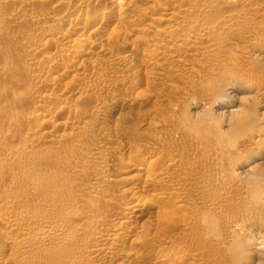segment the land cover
<instances>
[{
    "label": "bare ground",
    "instance_id": "6f19581e",
    "mask_svg": "<svg viewBox=\"0 0 264 264\" xmlns=\"http://www.w3.org/2000/svg\"><path fill=\"white\" fill-rule=\"evenodd\" d=\"M258 1L0 0L17 6L0 22H21L33 33L19 43L24 53L9 56L23 53L21 63H0V79L11 78L16 101L34 100L30 110H8L0 129V264H204L187 248L178 253L175 238L159 246L147 237L145 217L167 206L182 230L196 233L199 247L215 242V251H225L235 221L264 235V204H252L236 179L251 166L264 174V0ZM43 6L49 9L40 13ZM19 34L16 42L25 37ZM114 40L121 41L116 48ZM235 40L244 45L230 53ZM205 71L222 77L212 81ZM156 85L180 93L166 111L171 129L155 112L127 146L120 126L105 131L101 119L123 104H162L161 93L149 91ZM192 88L208 98L194 97ZM88 99L91 114L79 106ZM61 151L69 155L58 157ZM196 170L216 189L204 181L184 194ZM109 181L121 188L110 192ZM257 195L264 199V192ZM197 207L199 214L186 212ZM206 210L225 227L222 243L204 238ZM259 259L253 252L245 264Z\"/></svg>",
    "mask_w": 264,
    "mask_h": 264
},
{
    "label": "rangeland",
    "instance_id": "374dc122",
    "mask_svg": "<svg viewBox=\"0 0 264 264\" xmlns=\"http://www.w3.org/2000/svg\"><path fill=\"white\" fill-rule=\"evenodd\" d=\"M258 1V0H257ZM259 2V1H258ZM12 5V4H11ZM11 5H7V7L9 6V8H7V7H5V5H0L1 7H3V8H1L0 7V16H2L3 15V13H10L11 11H10V9L13 11V9L14 8H16V7H14L16 4H13L12 6L14 7L13 9H12V6ZM44 7V6H43ZM39 7V12L40 13H43V12H47L48 11V6H46V7ZM40 8H42V9H40ZM48 8V9H47ZM44 9H46V10H44ZM43 12H42V11ZM6 11V12H5ZM10 11V12H9ZM12 13V12H11ZM0 19H1V17H0ZM2 21V20H1ZM8 25L7 26V28H6V24ZM21 23V22H20ZM20 23H18V24H15V23H8V22H4L3 21V23L2 22H0V29H1V31L0 32H2V30L4 29V28H6L7 29V31L4 29L3 30V32L5 31V32H8V33H5V34H0V63L2 62V63H8V64H10L11 66H15L16 64H18V63H21L18 59H20V57H21V55H23V53H24V51H23V49L22 48H19L20 47V45L21 46H23L24 45V41L26 40L27 41V39H25V38H33V36H32V32H30V33H32V34H30V36H28L29 34V32L28 31H30V29L28 28V25H27V27L26 26H23V25H25V24H23V23H21L22 24V26H21V24ZM10 24V25H9ZM16 26H15V25ZM15 27H14V26ZM1 26H3L2 28H1ZM5 26V27H4ZM10 28H11V31H10ZM27 29H29V30H27ZM16 30V31H15ZM27 30V31H26ZM259 30H262L263 31V29H261V27L259 28ZM20 31L22 32V34L23 35H25V33H26V35H25V37L24 36H22V34H21V36H22V38H21V36H20V38H21V41H19V39H17V41L18 42H16L15 41V39H16V37H18L19 38V33H20ZM11 32V33H10ZM14 32V33H13ZM15 32H19L18 34L16 33V35H15ZM251 32H252V30H251ZM13 33V34H12ZM14 35V37L12 36V35ZM2 35V36H1ZM9 35H11V37H9ZM22 39H25L24 41L22 40ZM13 40V41H12ZM119 41V42H118ZM22 42V43H21ZM121 41L120 40H114L113 41V43H112V45H113V47L114 48H116L117 46H118V44L120 43ZM19 43H20V45H19ZM244 45V43L242 42V41H240V40H235L234 41V44L232 45V52L229 50V52L230 53H233V52H235L236 50L235 49H237V48H235L234 46H243ZM18 46V48L16 49V47ZM15 47V48H14ZM11 48V49H10ZM228 48V49H229ZM228 49H227V51H228ZM6 50V51H5ZM19 50V51H18ZM10 51V52H9ZM15 51H18V52H23V53H20V57L18 58V57H15V58H13V59H11V57H13V55L16 53ZM17 52V53H18ZM228 52V53H229ZM8 53H9V55H8ZM11 53H12V55H11ZM14 53V54H13ZM16 53V54H17ZM3 54H6L7 55V57H6V55L4 56ZM15 54V55H16ZM11 55V57H9ZM14 55V56H15ZM17 55H19V53L17 54ZM16 55V56H17ZM4 56V57H3ZM4 58H7V59H9L10 60V62L8 61V60H6V59H4ZM12 60H13V62H12ZM12 62V63H11ZM242 64H245L246 63V61H245V63L242 61L241 62ZM241 64V65H242ZM239 70H242V69H239ZM206 72V71H205ZM205 72H203V73H205ZM208 73V74H207ZM206 74V75H205ZM205 74H203V75H205V76H207L208 75V77H210L211 78V80H212V78H213V80L215 79V81L217 82V80H218V78L220 79L222 76H220V75H217L216 77H214L212 74H210L209 72H206ZM19 76V75H18ZM20 76H24V78H25V81H27V79H26V76H25V74H24V72L22 73V71H21V75ZM170 77V76H169ZM218 77V78H217ZM9 79H11L10 77H8ZM5 79L4 77H3V79H0V82L3 84H1L0 83V85H2V86H0V89H1V87H2V89H1V91H2V93H6L5 95L4 94H2V93H0V96H1V94H2V98L0 97V110H3L2 108H4L5 106V108H4V111H0V113L2 114H0L1 116V120L2 121H0V129L2 130V129H5L6 127H7V125H5V124H7V123H4L5 121H3V117L5 116V115H7V114H9L10 112L9 111H13L14 112V110H26V109H28V110H30V108L32 109V107H33V103H34V100H23V99H21L20 101L22 102H20V101H18L20 98H18V100L16 101V99H17V96L14 94L13 95V90H12V88L10 87L11 85H8V84H11L10 83V80L9 79ZM212 80V81H213ZM3 81V82H2ZM5 81V82H4ZM7 81H9V83L7 84L6 82ZM218 81H220V80H218ZM5 84H7L8 86V88L6 87V85ZM180 84L182 85V87H184L185 89H187L188 90V88H186V86H187V84H188V82H185V84L184 83H182V82H180ZM190 84H188V86H189ZM62 86V85H61ZM147 85L144 83V85L143 86H141V88H145ZM187 86V87H188ZM60 87V86H59ZM8 90H7V89ZM123 88H125V87H119V89H120V92L121 93H123V94H129V91L125 88V89H123ZM152 89H153V91H152ZM160 89H162L161 88V86H158V85H156V86H154L153 88H151L149 91L151 92H154V93H161L160 95H161V97L163 98V102H162V104L161 103H155L154 102V100H151V101H148V102H146V103H141V102H139V103H137V104H132V105H129V104H123V105H121L120 107H119V111L117 112V114L115 113L114 114V116L113 117H111V119H109V118H104V119H107V120H104V119H101L102 121H103V128L105 127V131H106V129H107V132L108 133H110L109 131H114L115 129H117V128H120V130H121V132L123 133V134H125L124 136L126 137L125 139H126V142L124 141V143H123V145H125V146H127L128 145V143H129V141H130V139H132L133 137H138L142 132H140V130L138 131V129H136L135 127H137V126H139L140 125V128L139 129H145V128H149L150 126H151V122H152V119H151V117H152V114H154L155 112L157 113L156 114V118H158L159 120H161V119H163V116L165 115H167L168 116V114H167V112H169L170 110H168V109H170V107H172L175 103H177V101H178V98H179V95H180V93L179 92H174L173 90H170V89H163V90H160ZM6 90V91H5ZM10 90L13 92L12 93V95L14 96H12L10 93ZM193 90V91H192ZM127 91V92H126ZM160 91V92H159ZM163 91V92H162ZM203 90H201V88L199 89V88H196L195 90L192 88L191 89V95H193L194 97H196V98H204V99H206V97H207V95L205 94V92L203 91ZM179 93V94H178ZM206 95H204V94ZM11 95V96H10ZM134 95H136V94H134ZM6 96V97H5ZM13 97V99H11ZM5 98H7V100L5 99ZM208 98V97H207ZM9 100V101H8ZM165 100V101H164ZM91 101V102H90ZM173 101V102H172ZM2 102V103H1ZM4 102H6V103H4ZM15 102V103H14ZM19 102V103H18ZM32 103V104H31ZM170 103V104H169ZM171 103H173V104H171ZM4 104H5V106H4ZM23 104V105H22ZM81 104V105H80ZM79 104V106H81L80 108H81V110H83V111H85V113H87L88 112V114H91V112H92V110H94V104H93V101L92 100H90V99H88V100H86L85 102H81ZM2 105V106H1ZM10 105V106H9ZM4 106V107H3ZM21 106V107H20ZM32 106V107H31ZM92 108H90V107ZM132 106V107H131ZM2 107V108H1ZM22 108V109H21ZM11 109V110H10ZM14 109V110H13ZM91 109V111H89ZM9 110V111H8ZM8 111V112H7ZM87 111V112H86ZM167 111V112H166ZM126 112H128V115H129V117H128V115L126 116V114H125V116H126V118H127V120H126V118L124 117V113H126ZM121 113H123V116H122V114ZM5 114V115H4ZM151 115V116H150ZM64 117L66 116V114H64L63 115ZM146 116V117H145ZM164 116V117H165ZM167 116L163 119V124L165 125L164 126V129H166V130H168V129H171L172 128V122L171 123H167V121L169 120L170 121V119L168 118V119H166L167 118ZM125 119H124V118ZM160 117H161V119H160ZM157 119V120H158ZM110 120V121H109ZM154 120H156V119H154ZM167 120V121H166ZM151 121V122H150ZM168 121V122H169ZM141 122V123H140ZM145 122V123H144ZM108 124V125H107ZM171 124V125H170ZM3 125H5V126H3ZM134 125H136V126H134ZM142 125V126H141ZM2 126V127H1ZM120 126V127H119ZM144 126V127H143ZM166 126H167V128H166ZM136 130V131H135ZM23 131V133L25 132L24 130H22ZM106 132V133H107ZM21 130H17V132H15V134H14V137L12 138V142L13 143H16V142H18L19 141V139L18 138H20L19 136H21ZM17 134V137L15 136ZM138 134V135H137ZM100 136V137H99ZM97 138L99 139V140H104L105 138H103L102 137V135H98L97 136ZM102 138V139H101ZM9 142V141H8ZM67 142L69 143V144H71L72 142H70V140L69 141H66V145H67ZM107 146L108 147H110V148H112V147H116L117 146V144H115L114 143V141L112 142V141H109V144H107ZM174 150L176 149V150H179V148H173ZM66 151V150H65ZM61 152H62V154H61ZM60 152V156H58V157H64V151H61ZM176 152H180V150L179 151H176ZM67 155H69L67 152H65ZM114 154V155H113ZM67 155H65V157H67ZM111 155H113L114 157H115V159H116V154L113 152ZM118 163V162H117ZM115 167H118L117 165L115 166ZM199 171H202V170H199ZM196 172H198L197 170L196 171H194L193 173H194V175L195 176H197L196 177V179H195V177H194V175H193V173H192V177H191V182L190 183H192L193 182V184L191 185L190 183H188V184H190V185H185L186 187H184L183 189V193L185 194V193H190V194H192V192H194L195 190H197L198 188H199V185H201V184H203V182L204 181H206V182H208V186H209V188H210V190H211V187H212V184L214 185V187L212 188V189H216V187H215V184H214V181L211 179V178H206L205 177V173L204 172H198V174L196 173ZM200 173H201V175L203 174L204 175V177L202 176V178H205V179H207V180H205V179H201V175H200ZM199 175H200V177H199ZM246 175V174H245ZM198 177H199V180H198ZM194 178V179H193ZM201 179V180H200ZM212 181H211V180ZM195 180V181H194ZM200 181L201 183H199V182H197V181ZM203 180V181H202ZM211 181V182H210ZM195 182L196 183H198V184H195ZM119 183H113L112 181L110 182L109 181V189H110V192H116V190H118L119 188H121V185L119 186L118 185ZM195 184V185H194ZM210 184H211V186H210ZM195 186V187H194ZM189 187V188H188ZM187 189H189L190 191H191V189H195L194 191L192 190L191 192L189 191V190H187ZM86 196H88V194H86ZM85 195H84V198H89L90 197V195H89V197H86ZM191 199H193V198H191ZM193 201V200H192ZM167 206V205H166ZM202 207V206H201ZM201 207H197L198 209H190V208H187L186 209V212H189L190 214H192V213H194V210H195V214H199V212H197L196 210H200V211H202V208ZM227 207V206H226ZM235 207V208H234ZM201 208V209H200ZM228 208L229 209H236L237 208V206L234 204V206L231 204L230 206L228 205ZM167 211V212H166ZM150 217V218H149ZM178 219H179V217H177L176 216V214H175V212H174V210L170 207V206H167V208L165 209V210H161V211H159V212H157V210H153L152 211V213H148V215L145 217V222H144V227L143 228H147L149 231H150V233L147 235V237L149 238V240L150 241H153V240H158L160 243H158L159 244V246H165V244L166 243H164L165 241V239L167 240V239H171V238H175L176 240H177V246L176 245H174V246H172L178 253H181V251H183V250H185L186 248V250H188V251H191L192 253H195V257H197V259L198 260H200V261H202L204 264L206 263V264H230V263H232L231 261L232 260H228L230 257H229V255H228V258H224L223 256V253L222 252H225L224 250L221 252L220 250L218 251L217 249H216V251H215V249H214V247L216 248L217 247V245L215 244V242H213V244L214 245H211L212 243H211V240L209 241L210 242V245H211V247H209V248H203V247H199V246H197V243H198V241H199V237H197V235H195L196 233H192L190 230H182L181 229V227H180V222H178ZM146 220H148V221H146ZM179 221H180V219H179ZM161 225H163L162 227H166V230H168V231H166V232H164V234H163V232H162V230L161 229H165V227L164 228H162L161 227ZM169 227H168V226ZM160 226V227H159ZM145 228V229H146ZM223 228V227H222ZM225 228V227H224ZM223 228V231H225V229ZM159 233H158V232ZM161 231V232H160ZM175 236V237H174ZM197 238H196V237ZM164 239V240H163ZM163 244H162V243ZM167 246H168V244H166ZM214 246V247H213ZM213 247V248H212ZM211 248V249H210ZM70 250L71 249H68V252H70ZM219 253H218V252ZM67 252V253H68ZM216 252L218 253V254H216ZM222 253V254H221ZM221 254V255H220ZM225 254V253H224ZM226 254H227V252H226ZM225 254V257H227V255ZM223 255V256H222Z\"/></svg>",
    "mask_w": 264,
    "mask_h": 264
},
{
    "label": "clouds",
    "instance_id": "9594fccd",
    "mask_svg": "<svg viewBox=\"0 0 264 264\" xmlns=\"http://www.w3.org/2000/svg\"><path fill=\"white\" fill-rule=\"evenodd\" d=\"M196 102L193 101V104ZM213 116L218 117L214 112ZM247 160H242L237 163L236 170L238 171V166ZM246 173L247 175L242 174L240 177H236V179L245 184L247 190L252 194L251 203L258 207L264 204V199L258 198L257 195L258 193L264 192V174H261L253 166L248 168ZM247 224L243 221H235L232 225V234L226 246V252L231 258L232 264H245V258L251 256L253 252L260 257L258 264L264 261V235L261 233L258 236L252 235L251 230L246 227ZM201 225L204 229L203 235L206 240L221 243L224 241L225 234L221 226V221L214 213L208 210L202 212Z\"/></svg>",
    "mask_w": 264,
    "mask_h": 264
}]
</instances>
